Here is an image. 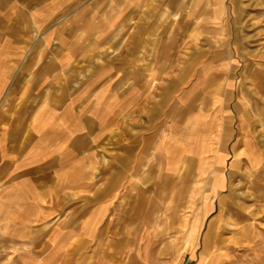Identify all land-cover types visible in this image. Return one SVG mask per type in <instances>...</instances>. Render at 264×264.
<instances>
[{"label": "rangeland", "instance_id": "rangeland-1", "mask_svg": "<svg viewBox=\"0 0 264 264\" xmlns=\"http://www.w3.org/2000/svg\"><path fill=\"white\" fill-rule=\"evenodd\" d=\"M55 11L54 17H42L37 28L30 19L26 22L27 18L12 17L0 42L7 39L9 45L26 49L13 62L46 65L69 51L71 66L65 77H70L65 84L76 93L85 88L95 93L97 75L112 79L109 90L118 95L124 113L109 116L91 143L77 139L76 153L89 155L94 161L93 194L105 188L118 190L125 207L139 202L140 221L155 224L153 231L159 241L171 237L176 250L172 245L171 249L157 247L159 254L149 264L202 261L210 224L198 245L197 239L216 195L217 226L206 264H264V166L253 168L242 161L237 168L227 169L226 182L222 169L225 154L218 149L213 165L211 148L202 135L214 122L201 112L211 108V98L217 111L227 109L231 99V24L242 36L247 33V37L264 41V0H61ZM47 29L56 32L49 42L41 37ZM202 90L208 96L203 97ZM133 92L140 95L134 106L130 100ZM251 108L258 109L254 103ZM196 111L186 121L182 141L171 152L177 158L172 157L173 164L167 169L178 170L177 174L171 180L156 181L155 204L145 205L141 195L147 181H129L133 134L146 131L163 117L170 125ZM226 115L230 126L231 117ZM248 120L264 145V117ZM250 153L252 162L259 164L258 157ZM104 172L108 175L99 180ZM180 214L177 231L173 224ZM168 222L173 226L171 231L163 230V223ZM0 249V253L5 252Z\"/></svg>", "mask_w": 264, "mask_h": 264}, {"label": "crops", "instance_id": "crops-1", "mask_svg": "<svg viewBox=\"0 0 264 264\" xmlns=\"http://www.w3.org/2000/svg\"><path fill=\"white\" fill-rule=\"evenodd\" d=\"M60 3L61 0H0V40L12 17L27 18L26 22L30 19L37 28L42 17L57 15L54 10ZM234 20L239 21L237 17ZM55 33L47 29L41 37L49 42ZM241 34L231 24V99L227 109L217 111L209 96L211 108L201 111L214 122L204 128L202 135L211 148L213 165L218 149L225 154L222 169L226 182L227 169L237 168L242 161L253 168L264 166V145L248 120L264 117V41ZM25 52L22 46L9 45L7 39L0 42V247L5 251L0 253V264L153 262L159 254L157 247L166 245L171 249V237L159 241L153 231L155 224L140 221L139 202L125 207L119 201L123 195L118 190L105 188L93 194L94 161L89 155L76 153L77 139L91 143L109 116L124 113L125 106L118 95L109 90L112 79L97 75L93 81L95 93H89V88L76 93L74 87L65 84L70 77H65V70L71 66L69 51L46 65L13 62L16 55ZM30 85L34 88L29 89ZM139 98L138 93H131L133 106ZM251 103L258 109L253 111ZM196 113L170 125L163 117L146 131L133 134L129 181H147L141 195L145 205L156 201V181L171 180L177 174L178 170L167 169L173 164L172 157L177 158L171 152L182 141L186 121ZM226 114L231 117L230 126L224 118ZM250 151L258 157L259 164L252 162ZM179 162L183 167L184 159ZM102 175L99 180L108 173ZM127 194L136 197L133 192ZM217 196L212 198V211L202 219L196 245L218 213ZM182 216L173 224L176 230ZM163 224V230L173 228L171 222Z\"/></svg>", "mask_w": 264, "mask_h": 264}, {"label": "bare ground", "instance_id": "bare-ground-1", "mask_svg": "<svg viewBox=\"0 0 264 264\" xmlns=\"http://www.w3.org/2000/svg\"><path fill=\"white\" fill-rule=\"evenodd\" d=\"M204 94V93H203ZM203 96V95H202ZM199 99V98H198ZM208 99V98H207ZM215 103V102H214ZM208 104V103H207ZM204 107V106H203ZM223 208V207H222ZM220 213H221V210H220ZM217 217H215V219H213L210 223V226H209V229H208V232H207V240H206V247H205V252L203 253L202 255V261L199 263V264H206L209 259V255H208V250L209 248L211 247L210 245H213V240H214V233H215V228L217 226ZM173 246V249L174 251L176 250V247H175V244L172 243L171 244ZM213 248V247H212ZM213 252V249L211 251V253Z\"/></svg>", "mask_w": 264, "mask_h": 264}]
</instances>
